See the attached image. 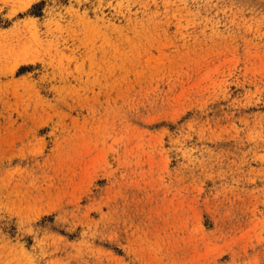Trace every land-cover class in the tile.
<instances>
[{"label": "rangeland", "instance_id": "obj_1", "mask_svg": "<svg viewBox=\"0 0 264 264\" xmlns=\"http://www.w3.org/2000/svg\"><path fill=\"white\" fill-rule=\"evenodd\" d=\"M0 264H264V0H0Z\"/></svg>", "mask_w": 264, "mask_h": 264}]
</instances>
